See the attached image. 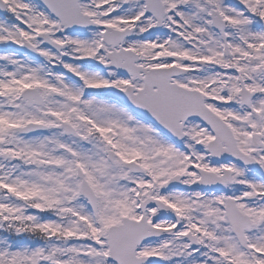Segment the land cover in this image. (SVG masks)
Here are the masks:
<instances>
[{
	"label": "snow or ice",
	"instance_id": "1",
	"mask_svg": "<svg viewBox=\"0 0 264 264\" xmlns=\"http://www.w3.org/2000/svg\"><path fill=\"white\" fill-rule=\"evenodd\" d=\"M0 264H264V0H0Z\"/></svg>",
	"mask_w": 264,
	"mask_h": 264
}]
</instances>
